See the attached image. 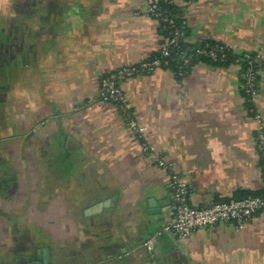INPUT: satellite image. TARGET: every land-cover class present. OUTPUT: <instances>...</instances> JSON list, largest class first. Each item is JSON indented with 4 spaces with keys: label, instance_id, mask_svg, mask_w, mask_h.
<instances>
[{
    "label": "crops",
    "instance_id": "crops-1",
    "mask_svg": "<svg viewBox=\"0 0 264 264\" xmlns=\"http://www.w3.org/2000/svg\"><path fill=\"white\" fill-rule=\"evenodd\" d=\"M191 43L264 56V0H173ZM147 0H0V264H264V212L181 240L171 164L190 203L264 185V63L249 107L241 65L197 62L125 78L135 133L101 79L154 58L163 42ZM153 239L152 247L144 245ZM40 252V253H39Z\"/></svg>",
    "mask_w": 264,
    "mask_h": 264
},
{
    "label": "built area",
    "instance_id": "built-area-1",
    "mask_svg": "<svg viewBox=\"0 0 264 264\" xmlns=\"http://www.w3.org/2000/svg\"><path fill=\"white\" fill-rule=\"evenodd\" d=\"M168 0H147L148 13L154 17L159 24H165V27H170L168 34L162 35L163 42L159 49V55L152 59L145 60L138 64L123 66L116 71L106 75L101 79L100 98L105 102H114L119 106L122 114L128 119L130 128L135 133H140L143 128L138 126L137 122L131 118L127 108V97L121 88V81L125 78L138 75L143 72L153 71L156 68L164 67L168 64L167 58L175 54L172 47L178 44V40L182 35V27L176 25L174 18L167 15L166 10L162 7V2ZM230 46L225 43H217L210 47H194L192 51L176 52L177 58L181 61V68L176 73L178 76H184L188 73L192 59L195 56H207L215 61H226V51L230 50ZM264 57L252 54H246L245 57L239 56L235 60L240 63L241 59L249 62H256ZM244 83L242 87L249 96L251 103L257 94V73L248 68L242 74ZM258 119L259 127L256 132L257 148L261 157V168L264 182V125L261 122V115L254 114ZM157 164L168 171L170 175L171 187L173 190L176 207L173 218L162 227L157 235L163 232H173L179 239L186 240L194 232L206 228H211L220 223H232L237 226H243L252 217L260 212H264V185L262 190L256 194H250L244 197H230L225 200L214 201L208 206L196 207L190 203V190L188 184L173 171L171 164H168L163 158L153 154ZM153 239L145 241L144 245L152 247Z\"/></svg>",
    "mask_w": 264,
    "mask_h": 264
},
{
    "label": "trees",
    "instance_id": "trees-1",
    "mask_svg": "<svg viewBox=\"0 0 264 264\" xmlns=\"http://www.w3.org/2000/svg\"><path fill=\"white\" fill-rule=\"evenodd\" d=\"M162 7L166 10V13L168 16L174 18L176 25L179 27H182V35L180 36L179 40H178V44L173 46L172 49L174 51L175 54H172L170 57L167 58L168 60V64L166 66H164L165 68H170L172 70H174L175 73H177L179 71V69L181 68V61L179 60V58H177L176 56V52H183V51H187L190 52L192 51L191 48L194 47H206L207 45H209L210 47L214 46L215 44H217L218 42H213V41H203V42H197V43H191L188 40V31H187V25L182 17V14L180 12V10L174 5L173 0H168V2L164 1L162 2ZM160 29L162 34L166 35L168 34L169 30L171 29L170 27H165V24H161L160 25ZM190 50V51H189ZM159 55V52L157 53L156 56ZM246 54H243L241 56L245 57ZM252 56L255 57V55L253 54ZM226 57L227 60L226 61H215L213 59H211L210 57L207 56H195L192 59V62L190 64L189 69H191L197 62L200 61H207V62H211L213 64H217V65H227L231 62H235V60L237 58H239V56H236L233 51L230 49L228 51H226ZM240 65H241V82L244 83V80L242 78V74L245 73L248 68L257 71V69L259 68V66L262 65V61H256V62H249V61H245L242 60L240 61ZM257 86H258V76H257ZM242 91L244 96L246 97L247 100V104L249 105V107L252 106V103L250 102L249 96L247 95V93L245 92V89L242 87ZM236 198L239 197H243V196H239L236 195L234 196Z\"/></svg>",
    "mask_w": 264,
    "mask_h": 264
},
{
    "label": "water",
    "instance_id": "water-1",
    "mask_svg": "<svg viewBox=\"0 0 264 264\" xmlns=\"http://www.w3.org/2000/svg\"><path fill=\"white\" fill-rule=\"evenodd\" d=\"M40 253V252H39ZM42 254H38V259L42 258L44 261L43 262H37V258H29L30 264H50V254L48 252V249H44Z\"/></svg>",
    "mask_w": 264,
    "mask_h": 264
},
{
    "label": "rangeland",
    "instance_id": "rangeland-1",
    "mask_svg": "<svg viewBox=\"0 0 264 264\" xmlns=\"http://www.w3.org/2000/svg\"><path fill=\"white\" fill-rule=\"evenodd\" d=\"M259 55H260V54H259ZM260 56H262V55H260ZM262 57H264V56H262ZM262 60H263V59H261V58L259 59V61H262ZM237 64H239V63H237Z\"/></svg>",
    "mask_w": 264,
    "mask_h": 264
},
{
    "label": "flooded vegetation",
    "instance_id": "flooded-vegetation-1",
    "mask_svg": "<svg viewBox=\"0 0 264 264\" xmlns=\"http://www.w3.org/2000/svg\"><path fill=\"white\" fill-rule=\"evenodd\" d=\"M34 258H35V257H34ZM34 258H33V259H34ZM29 262H30V261H29Z\"/></svg>",
    "mask_w": 264,
    "mask_h": 264
}]
</instances>
